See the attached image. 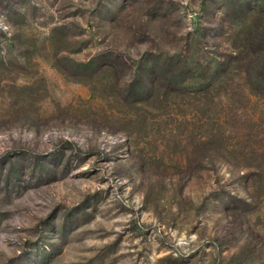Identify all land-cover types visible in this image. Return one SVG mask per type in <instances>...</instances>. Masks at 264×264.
Segmentation results:
<instances>
[{"label":"rangeland","instance_id":"374dc122","mask_svg":"<svg viewBox=\"0 0 264 264\" xmlns=\"http://www.w3.org/2000/svg\"><path fill=\"white\" fill-rule=\"evenodd\" d=\"M262 49L264 0H0V264H264Z\"/></svg>","mask_w":264,"mask_h":264},{"label":"trees","instance_id":"16d2710c","mask_svg":"<svg viewBox=\"0 0 264 264\" xmlns=\"http://www.w3.org/2000/svg\"><path fill=\"white\" fill-rule=\"evenodd\" d=\"M252 57L253 58L249 63L250 71H249L248 81L250 82L251 85L254 86L258 85L264 87V49H262L259 52L257 51L253 52ZM187 66L188 67H185V69H187L188 71H196L199 69V67H194L196 65L189 62H187ZM226 68L227 67H223L222 63H218L214 67H210V70H214L217 72L222 71L224 73L226 71ZM191 76L193 75L191 74Z\"/></svg>","mask_w":264,"mask_h":264}]
</instances>
